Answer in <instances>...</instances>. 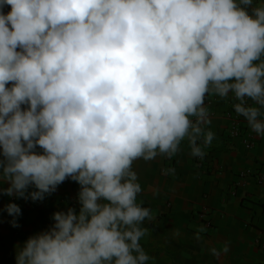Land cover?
I'll return each instance as SVG.
<instances>
[{
    "label": "clouds",
    "instance_id": "9594fccd",
    "mask_svg": "<svg viewBox=\"0 0 264 264\" xmlns=\"http://www.w3.org/2000/svg\"><path fill=\"white\" fill-rule=\"evenodd\" d=\"M208 93L231 94L264 138V3L0 0V194L35 202L79 185V210L54 212L15 264H148L133 162L185 139L202 158ZM4 211L18 227L20 207Z\"/></svg>",
    "mask_w": 264,
    "mask_h": 264
},
{
    "label": "crops",
    "instance_id": "0c3cea01",
    "mask_svg": "<svg viewBox=\"0 0 264 264\" xmlns=\"http://www.w3.org/2000/svg\"><path fill=\"white\" fill-rule=\"evenodd\" d=\"M261 3L253 0V6ZM205 98L215 100L209 107L204 102L210 121L206 131L214 136L210 145H202V158L191 155L185 139L171 156L133 162L142 189L137 204L152 217L142 225L147 231L140 244L150 257L148 264H264V180L256 178H264V138L245 120L237 124L233 104L238 101L231 94L208 93ZM78 191V186L61 183L35 202L0 194V264H15L17 246L48 230L52 214L67 211L64 201ZM10 202L21 209L18 227L4 211Z\"/></svg>",
    "mask_w": 264,
    "mask_h": 264
},
{
    "label": "built area",
    "instance_id": "2783aa9c",
    "mask_svg": "<svg viewBox=\"0 0 264 264\" xmlns=\"http://www.w3.org/2000/svg\"><path fill=\"white\" fill-rule=\"evenodd\" d=\"M204 102H205V105L209 107V106H211V104L213 102H215V100H209V99H206L205 98L204 99ZM236 103H238V102H235L234 104H236ZM234 104H233V106H234ZM234 113H235L234 114L235 121L238 122L237 124L239 125V123L242 122V120H244V118L242 116H239L235 111H234ZM237 128H239V126H237ZM237 128H236V131L238 130ZM236 133H238V131ZM251 145H253V143H250L248 147L250 148ZM245 175H248V173H245V174L243 173V176H245ZM256 178H257V180L259 182H262L264 180V178H262L260 176H256ZM63 183L64 184H67V185H69L71 187H74V188L77 187V186L79 187V185L77 183H75L74 181H72L71 179H66ZM77 194L78 193L75 192L74 193V196L72 198H68L67 200L64 201V203H65V205L67 207L76 208L78 206V203H77ZM203 215H204V213L202 212L200 214V218L203 217Z\"/></svg>",
    "mask_w": 264,
    "mask_h": 264
}]
</instances>
